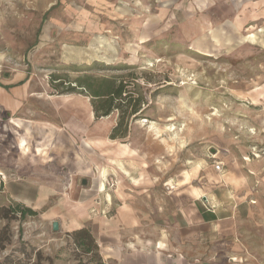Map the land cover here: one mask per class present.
Segmentation results:
<instances>
[{"label": "rangeland", "instance_id": "1", "mask_svg": "<svg viewBox=\"0 0 264 264\" xmlns=\"http://www.w3.org/2000/svg\"><path fill=\"white\" fill-rule=\"evenodd\" d=\"M261 10L225 0H0V209L24 197L36 212H0V264H77L49 211L86 207L84 190L140 247L264 264V20H248ZM82 76L123 81L141 99L125 138H109L120 111L104 124L86 91L60 94ZM120 144L130 160L118 158ZM210 196L222 217L235 210L240 252L194 223Z\"/></svg>", "mask_w": 264, "mask_h": 264}, {"label": "crops", "instance_id": "2", "mask_svg": "<svg viewBox=\"0 0 264 264\" xmlns=\"http://www.w3.org/2000/svg\"><path fill=\"white\" fill-rule=\"evenodd\" d=\"M225 6L262 8L261 11H258L255 15L250 16L251 18H248V20H264V0H225ZM101 120L104 124L109 123L107 117H104ZM22 140H24L25 144L27 145L26 139L21 138L20 141ZM20 141L18 143V148L23 152H27L28 147L24 150L20 144ZM36 151L40 152L41 150L37 148ZM119 152L120 156L118 158L121 160H130L133 157L128 156L131 155V151L127 149V145L125 144H120ZM134 183L135 185L137 184L136 180ZM101 185L100 190L98 191L104 190H101ZM89 191L90 190L82 191L78 198L79 202L81 200H85L83 202L88 203L86 207L78 205V207H71L72 209H70L65 205L63 212H58V210L53 211L55 208L54 207L49 211V215L52 218L53 215L57 214V219L55 221L58 223V229L60 228L61 232L63 233H69L72 230L88 225L91 230L90 232L92 233L98 246L99 254L105 264H239L229 260L230 257L228 256H223L221 258L194 257L181 251L178 247L177 249L174 247H164L163 242H159L158 246L155 245L153 248H148L145 246L140 247L136 242L128 240L126 235L122 236V231L125 230L121 229V221H118V223L115 224L113 219H107L105 214H100V212L103 213L104 207L99 209L96 208V205L93 202L95 197L92 201H89L90 198H93V196L96 195V192L94 195V193L91 194ZM193 193L195 194V192ZM45 197V193H40L35 203L38 205L41 204ZM106 197L109 198V195L107 194ZM22 198L23 200H21L20 203L25 207L30 208L25 204L24 197ZM214 202L215 201H213L212 196H210L208 201V203H211L212 205L210 208H206L205 210L194 208L195 212L197 213V217L195 218L196 221L194 223H200V225L208 226L209 230L215 233V236L218 234H221L222 236L224 235L225 237L230 236V240H234V242L230 244L231 248L234 250L233 253H238L240 250L239 246H237L238 244L235 241H237L239 238L237 237V233L234 230L236 223L235 210H233L231 214L222 217L220 215L219 209L216 208V203ZM194 203L195 200L193 204ZM122 207H118L120 208V213L122 211L121 209H123ZM30 209L35 211L34 208ZM94 209L98 210L97 213L94 212ZM97 223L100 225H97Z\"/></svg>", "mask_w": 264, "mask_h": 264}, {"label": "trees", "instance_id": "3", "mask_svg": "<svg viewBox=\"0 0 264 264\" xmlns=\"http://www.w3.org/2000/svg\"><path fill=\"white\" fill-rule=\"evenodd\" d=\"M53 81L59 80L56 76H53ZM100 85H96L95 81L90 77H79L74 81V86H68L62 93L86 94L91 97L90 104L94 119H99L110 115L114 110L120 111V115L116 125L111 129L109 138L111 140L123 139L127 136V124L129 117L135 116L140 111L141 99L139 97H133V93L127 90V83L120 81L115 84H103L106 80H101ZM57 87V86H54ZM1 216L8 220L15 219L18 214L20 220L28 216L36 215V212L27 208L21 204H12L11 206L0 209ZM70 243L68 246L73 247V252L76 254L77 264H105L99 254L96 241L86 227L72 230L67 233ZM23 253L25 250L23 249ZM39 256V254H37ZM40 257V256H39ZM37 257L35 264H43L41 258ZM49 264L51 259L46 258Z\"/></svg>", "mask_w": 264, "mask_h": 264}, {"label": "water", "instance_id": "4", "mask_svg": "<svg viewBox=\"0 0 264 264\" xmlns=\"http://www.w3.org/2000/svg\"><path fill=\"white\" fill-rule=\"evenodd\" d=\"M212 152H214V150ZM85 184H86V180H82V185H85ZM52 230L53 231H57L58 230V223L57 222H53L52 223Z\"/></svg>", "mask_w": 264, "mask_h": 264}, {"label": "bare ground", "instance_id": "5", "mask_svg": "<svg viewBox=\"0 0 264 264\" xmlns=\"http://www.w3.org/2000/svg\"><path fill=\"white\" fill-rule=\"evenodd\" d=\"M20 141V140H19ZM20 144H21V146H22V148L25 150L26 148H27V145L25 144V141L24 140H22V141H20ZM19 144V145H20ZM25 152V151H24Z\"/></svg>", "mask_w": 264, "mask_h": 264}, {"label": "built area", "instance_id": "6", "mask_svg": "<svg viewBox=\"0 0 264 264\" xmlns=\"http://www.w3.org/2000/svg\"><path fill=\"white\" fill-rule=\"evenodd\" d=\"M215 168H216L217 170H220V166H219V164H217V165L215 166Z\"/></svg>", "mask_w": 264, "mask_h": 264}]
</instances>
